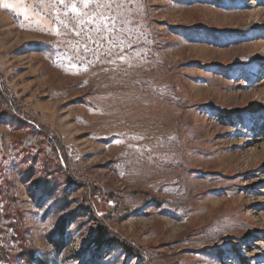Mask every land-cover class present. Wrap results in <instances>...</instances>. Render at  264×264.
Wrapping results in <instances>:
<instances>
[{
	"label": "rangeland",
	"instance_id": "374dc122",
	"mask_svg": "<svg viewBox=\"0 0 264 264\" xmlns=\"http://www.w3.org/2000/svg\"><path fill=\"white\" fill-rule=\"evenodd\" d=\"M3 2L0 264H264V0Z\"/></svg>",
	"mask_w": 264,
	"mask_h": 264
},
{
	"label": "trees",
	"instance_id": "16d2710c",
	"mask_svg": "<svg viewBox=\"0 0 264 264\" xmlns=\"http://www.w3.org/2000/svg\"><path fill=\"white\" fill-rule=\"evenodd\" d=\"M0 93H2L0 91ZM2 101H0L1 103ZM5 102V99H3V102ZM8 106L5 107L7 109H12L13 105L10 102V100H6ZM15 109V106H14ZM55 138V137H54ZM53 139V138H52ZM54 142V141H53ZM63 226V225H62ZM63 231V229H62ZM94 239V245L95 248L99 249V248H119L121 250H123V252L125 253H133V254H137V248H135L132 244L126 242L125 240H123L122 238H120L116 233L111 232L110 230H108L103 224H99L98 226V230L96 232V235L93 237ZM44 264V263H41Z\"/></svg>",
	"mask_w": 264,
	"mask_h": 264
},
{
	"label": "snow or ice",
	"instance_id": "6c2138e0",
	"mask_svg": "<svg viewBox=\"0 0 264 264\" xmlns=\"http://www.w3.org/2000/svg\"><path fill=\"white\" fill-rule=\"evenodd\" d=\"M59 2H60L61 4H64L65 0H59ZM0 3H2V6H3L4 8H6V9H10V8H13V7H14L13 4H11V3H4L3 0H0ZM75 7H76V5L73 4V9H75Z\"/></svg>",
	"mask_w": 264,
	"mask_h": 264
}]
</instances>
